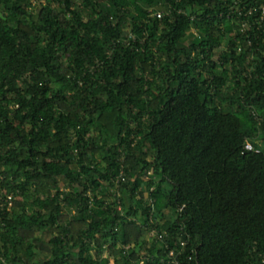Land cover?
I'll use <instances>...</instances> for the list:
<instances>
[{"label":"trees","instance_id":"obj_1","mask_svg":"<svg viewBox=\"0 0 264 264\" xmlns=\"http://www.w3.org/2000/svg\"><path fill=\"white\" fill-rule=\"evenodd\" d=\"M263 4L0 0V264H264Z\"/></svg>","mask_w":264,"mask_h":264},{"label":"built area","instance_id":"obj_2","mask_svg":"<svg viewBox=\"0 0 264 264\" xmlns=\"http://www.w3.org/2000/svg\"><path fill=\"white\" fill-rule=\"evenodd\" d=\"M251 10H248L247 13L250 14L251 13ZM259 10H260L261 15L263 17L264 16V4L259 8ZM157 18H160V15H157ZM238 51H240V50H238ZM244 150L245 151H253L252 145L249 144V143H246L244 145ZM120 181L121 182H124V177H123L122 171L120 172L119 176L117 177L116 181L114 182V185H115V188L114 189L115 190L114 191H111V192H113V194L115 196H119V192H118L117 188H118V185H119V182ZM12 201H13L12 195H8V197H6L5 204L0 205V210H4L6 208V211H9V209H10V207L12 205ZM150 223H152V221H150ZM149 237L151 239H157L158 241H161L162 242L164 237L165 238L168 237V234L165 231H163L161 234H159L156 229L150 228V230H149ZM185 245H186L185 242H180V246L181 247H184ZM175 257H177L175 255V252L173 250H169L168 253H167V259L169 260V264H181L178 260L175 259Z\"/></svg>","mask_w":264,"mask_h":264},{"label":"rangeland","instance_id":"obj_3","mask_svg":"<svg viewBox=\"0 0 264 264\" xmlns=\"http://www.w3.org/2000/svg\"><path fill=\"white\" fill-rule=\"evenodd\" d=\"M109 264H113V261L111 260V261L109 262Z\"/></svg>","mask_w":264,"mask_h":264}]
</instances>
